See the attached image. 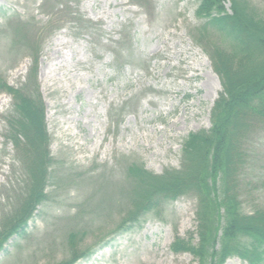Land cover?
<instances>
[{"label": "rangeland", "instance_id": "rangeland-1", "mask_svg": "<svg viewBox=\"0 0 264 264\" xmlns=\"http://www.w3.org/2000/svg\"><path fill=\"white\" fill-rule=\"evenodd\" d=\"M251 1L264 16V0ZM198 5L0 0V74L21 87L39 56L37 83L55 160L50 198L26 233L7 243L0 264L64 261L72 255L73 232L84 237L82 250L93 248L90 258L74 264H198L193 254L172 250L177 236L196 230L197 199L191 195L165 202L129 230L120 227L131 209L128 166L155 174L179 168L187 136L211 126L223 87L208 48L194 37L204 22ZM12 104L0 90V220L16 206L26 177L4 136ZM253 137L241 182L245 211L264 205V129ZM224 264L247 262L231 257Z\"/></svg>", "mask_w": 264, "mask_h": 264}, {"label": "trees", "instance_id": "trees-1", "mask_svg": "<svg viewBox=\"0 0 264 264\" xmlns=\"http://www.w3.org/2000/svg\"><path fill=\"white\" fill-rule=\"evenodd\" d=\"M196 14L204 22L194 37L208 48L223 87L211 109V126L187 136L179 168L155 174L143 165L128 166L131 209L120 227L129 230L165 202L191 195L197 199L196 230L188 238H175V253L189 252L198 264H224L235 256L247 264H264V205L245 211L241 193L253 136L264 129V16L251 0H199ZM214 35L218 40L211 39ZM27 43L35 46L29 36ZM38 59L21 87L9 85L0 74V90L13 98L5 116L6 144L16 148L26 172L16 206L0 220V251L13 236L26 233L39 206L50 198L55 160L37 83ZM83 242L80 233H71L72 255L57 264L91 256L93 248L82 250Z\"/></svg>", "mask_w": 264, "mask_h": 264}, {"label": "bare ground", "instance_id": "bare-ground-1", "mask_svg": "<svg viewBox=\"0 0 264 264\" xmlns=\"http://www.w3.org/2000/svg\"><path fill=\"white\" fill-rule=\"evenodd\" d=\"M24 67V66H23ZM211 74L214 76V77H216L217 78V76L214 74V72L213 71H211ZM218 87L220 88L221 87V85H220V83L218 84ZM216 95V94H215Z\"/></svg>", "mask_w": 264, "mask_h": 264}]
</instances>
